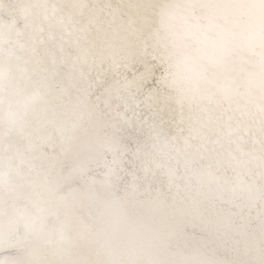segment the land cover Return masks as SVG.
I'll list each match as a JSON object with an SVG mask.
<instances>
[{"label":"snow or ice","instance_id":"snow-or-ice-1","mask_svg":"<svg viewBox=\"0 0 264 264\" xmlns=\"http://www.w3.org/2000/svg\"><path fill=\"white\" fill-rule=\"evenodd\" d=\"M0 264H264V0H0Z\"/></svg>","mask_w":264,"mask_h":264}]
</instances>
